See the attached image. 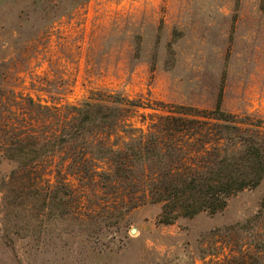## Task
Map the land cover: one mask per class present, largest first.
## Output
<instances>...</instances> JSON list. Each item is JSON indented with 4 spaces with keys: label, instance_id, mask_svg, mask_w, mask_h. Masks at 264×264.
I'll use <instances>...</instances> for the list:
<instances>
[{
    "label": "rangeland",
    "instance_id": "rangeland-1",
    "mask_svg": "<svg viewBox=\"0 0 264 264\" xmlns=\"http://www.w3.org/2000/svg\"><path fill=\"white\" fill-rule=\"evenodd\" d=\"M116 93L140 105L123 110L137 126L165 103L219 106L264 133V0H0V125L23 97L69 116ZM63 162L20 194L30 183L10 180L17 164L0 153V264H217L264 231L238 226L261 208L264 175L223 209L165 224L159 204L127 209L121 184L113 194Z\"/></svg>",
    "mask_w": 264,
    "mask_h": 264
},
{
    "label": "trees",
    "instance_id": "trees-1",
    "mask_svg": "<svg viewBox=\"0 0 264 264\" xmlns=\"http://www.w3.org/2000/svg\"><path fill=\"white\" fill-rule=\"evenodd\" d=\"M23 100L25 111L9 108L13 121L0 125V153L17 164L9 179L30 183L18 188L20 194L37 192V182L44 178L40 169L59 156L64 162L57 169L65 164L80 178L97 177L95 181L108 184L113 194H119L116 184H121L123 194L113 201H121L127 209L157 203L159 222L170 224L178 215L192 217L225 208L230 196L257 186L264 175L261 121L253 123L219 106L199 109L159 103L149 107L159 113L142 117L137 126L123 110L140 105L117 93L88 97L70 107L69 116L31 97ZM26 119L40 120L44 130H30L33 123ZM71 193L68 188L67 194ZM262 220L264 196L257 213L238 226L250 232ZM250 240L247 249L240 247L238 255L231 253L217 264H264V231L254 232Z\"/></svg>",
    "mask_w": 264,
    "mask_h": 264
},
{
    "label": "water",
    "instance_id": "water-1",
    "mask_svg": "<svg viewBox=\"0 0 264 264\" xmlns=\"http://www.w3.org/2000/svg\"><path fill=\"white\" fill-rule=\"evenodd\" d=\"M132 231H135V228H133Z\"/></svg>",
    "mask_w": 264,
    "mask_h": 264
}]
</instances>
